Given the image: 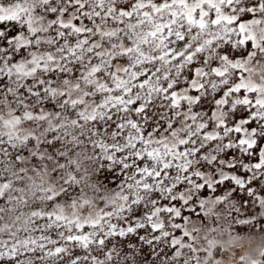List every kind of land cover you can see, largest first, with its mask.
I'll return each instance as SVG.
<instances>
[{
	"label": "snow or ice",
	"instance_id": "snow-or-ice-1",
	"mask_svg": "<svg viewBox=\"0 0 264 264\" xmlns=\"http://www.w3.org/2000/svg\"><path fill=\"white\" fill-rule=\"evenodd\" d=\"M0 264H264V0H0Z\"/></svg>",
	"mask_w": 264,
	"mask_h": 264
}]
</instances>
